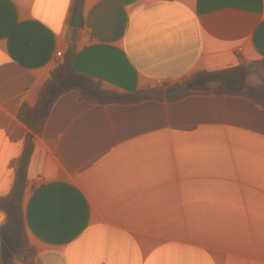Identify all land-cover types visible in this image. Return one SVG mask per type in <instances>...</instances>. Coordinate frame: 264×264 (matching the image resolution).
I'll return each instance as SVG.
<instances>
[{
	"label": "crops",
	"instance_id": "obj_1",
	"mask_svg": "<svg viewBox=\"0 0 264 264\" xmlns=\"http://www.w3.org/2000/svg\"><path fill=\"white\" fill-rule=\"evenodd\" d=\"M78 6L0 0V199L23 192L33 264H264V88L245 85L264 79V0ZM83 78L164 98L96 103ZM49 81L38 135L20 114L42 121ZM8 222L0 211V264H24Z\"/></svg>",
	"mask_w": 264,
	"mask_h": 264
},
{
	"label": "trees",
	"instance_id": "obj_2",
	"mask_svg": "<svg viewBox=\"0 0 264 264\" xmlns=\"http://www.w3.org/2000/svg\"><path fill=\"white\" fill-rule=\"evenodd\" d=\"M83 0H75V7L76 8L79 4H81ZM75 54V44L73 43L70 47V52L66 56L65 64L58 66L57 70L52 74V79H55L59 73L63 72L65 70V67L67 68L68 63L73 59ZM84 81V82H83ZM82 84L83 88H80L81 96L83 99L91 100L92 102L97 103L96 96L98 94L104 95L108 100L104 103L107 104H119V105H131V104H137L141 103L143 101H147L150 99H163L164 98V91H154L152 93L147 94H132L129 96H120V95H113V94H107L100 91V88L98 85L92 83L90 80L83 78ZM54 81H49L46 86H44L40 91V101L38 105V109L42 110L44 112V116L42 121L39 124H33L32 117L34 118L36 116L37 110H30L27 107H24L21 111L20 118L28 124L36 134L40 135L43 129V125L45 123V120L49 116L52 107L55 103V100L59 97L60 94H57L54 96V92L56 89V86L54 84ZM79 89V88H78ZM22 197L23 192L16 190L12 193V195L1 198L0 199V211L6 212L9 217V222L5 229H8L9 231H13L19 242L23 239L22 245H20L19 248L15 251V255L17 259L24 263V264H33L35 258H36V251L33 247H31L27 241V238L24 233V225L22 220ZM8 227V228H7Z\"/></svg>",
	"mask_w": 264,
	"mask_h": 264
},
{
	"label": "water",
	"instance_id": "obj_3",
	"mask_svg": "<svg viewBox=\"0 0 264 264\" xmlns=\"http://www.w3.org/2000/svg\"><path fill=\"white\" fill-rule=\"evenodd\" d=\"M83 25L82 22V15H81V6H78L74 12L73 21H72V28L80 29ZM251 68V67H250ZM188 92V87L183 85L179 88L169 90L166 92L165 96L168 100H176L183 97Z\"/></svg>",
	"mask_w": 264,
	"mask_h": 264
},
{
	"label": "rangeland",
	"instance_id": "obj_4",
	"mask_svg": "<svg viewBox=\"0 0 264 264\" xmlns=\"http://www.w3.org/2000/svg\"><path fill=\"white\" fill-rule=\"evenodd\" d=\"M256 79H255V76H252V75L248 76L245 85L246 84H249V85H251L254 88H258V89L259 88L260 89L262 88L263 89L264 88V79H261L260 81H258V78L257 77H256ZM218 89H221V88H218Z\"/></svg>",
	"mask_w": 264,
	"mask_h": 264
}]
</instances>
